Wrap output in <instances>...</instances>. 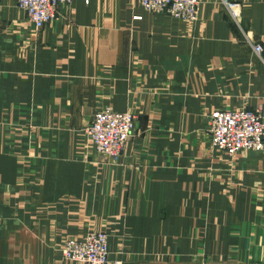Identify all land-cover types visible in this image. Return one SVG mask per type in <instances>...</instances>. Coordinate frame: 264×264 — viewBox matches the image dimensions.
<instances>
[{
  "label": "crops",
  "instance_id": "1",
  "mask_svg": "<svg viewBox=\"0 0 264 264\" xmlns=\"http://www.w3.org/2000/svg\"><path fill=\"white\" fill-rule=\"evenodd\" d=\"M242 27L264 47V0ZM219 0L195 23L139 0H72L36 29L0 0V264H76L61 247L108 234L119 264H264V149L214 148L219 109L264 119L258 56ZM136 114L122 160L85 129Z\"/></svg>",
  "mask_w": 264,
  "mask_h": 264
},
{
  "label": "built area",
  "instance_id": "2",
  "mask_svg": "<svg viewBox=\"0 0 264 264\" xmlns=\"http://www.w3.org/2000/svg\"><path fill=\"white\" fill-rule=\"evenodd\" d=\"M151 13H163L188 22H196L203 0H139ZM72 0H17L36 29L41 30L54 20L61 6ZM244 33L246 42L262 57L264 47L254 41L251 32L242 28L244 5L235 0H219ZM136 115L117 112L109 107L98 110L85 132L95 149L117 162L135 130ZM209 136L214 148L235 155L242 151L264 149V119L256 109H220L209 120ZM61 252L66 260L76 264H119L109 259L108 234L90 232L82 238L64 242Z\"/></svg>",
  "mask_w": 264,
  "mask_h": 264
},
{
  "label": "rangeland",
  "instance_id": "3",
  "mask_svg": "<svg viewBox=\"0 0 264 264\" xmlns=\"http://www.w3.org/2000/svg\"><path fill=\"white\" fill-rule=\"evenodd\" d=\"M189 23H195V22H189ZM243 28V27H242ZM239 29H241V28H239ZM243 35H244V33H243ZM244 39H245V36H244ZM245 41H246V39H245ZM109 108H111L110 106H108ZM112 109V108H111ZM236 109H240V108H236ZM112 110H114V109H112ZM220 110V109H219ZM114 111H116V110H114ZM216 111V110H215ZM214 111V112H215ZM117 112H130V111H117ZM130 113H133V114H135L134 112H130ZM213 113V112H212ZM136 115V114H135ZM212 115V114H211ZM137 117V116H136ZM94 146V145H93ZM123 157V156H122ZM122 157H121V159L119 160V161H117V162H120L121 160H122ZM110 159V158H109ZM111 160V159H110ZM70 239V238H69ZM68 240V239H67ZM66 240V241H67ZM69 261V260H68ZM69 262H71V261H69ZM72 263H74V262H72Z\"/></svg>",
  "mask_w": 264,
  "mask_h": 264
}]
</instances>
